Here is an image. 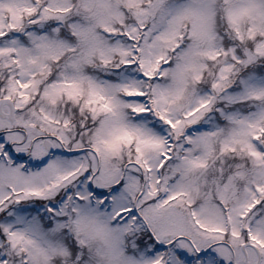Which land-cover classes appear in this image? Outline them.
Instances as JSON below:
<instances>
[{
  "label": "snow or ice",
  "instance_id": "6c2138e0",
  "mask_svg": "<svg viewBox=\"0 0 264 264\" xmlns=\"http://www.w3.org/2000/svg\"><path fill=\"white\" fill-rule=\"evenodd\" d=\"M0 264H264V0H0Z\"/></svg>",
  "mask_w": 264,
  "mask_h": 264
}]
</instances>
